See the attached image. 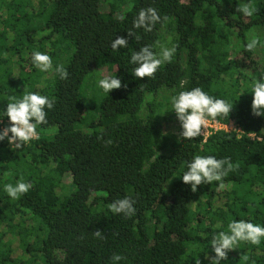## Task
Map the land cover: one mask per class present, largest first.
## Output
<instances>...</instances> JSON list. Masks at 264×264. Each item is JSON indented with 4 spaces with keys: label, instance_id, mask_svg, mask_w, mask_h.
Here are the masks:
<instances>
[{
    "label": "trees",
    "instance_id": "obj_1",
    "mask_svg": "<svg viewBox=\"0 0 264 264\" xmlns=\"http://www.w3.org/2000/svg\"><path fill=\"white\" fill-rule=\"evenodd\" d=\"M247 2L0 0V118L8 120L7 97L22 96L24 86L55 98L48 123L37 126L39 139L19 148L0 141V264H113V254L125 257L116 264H195L196 254L210 264L209 242L230 221L264 226V139L254 138H264V117L252 115L250 93L264 77V67L257 69L264 47L245 49L253 34L264 44V0H251L258 8L252 17L236 11ZM147 7L167 15V24L133 29ZM119 36L128 47L113 51ZM156 41L178 45L173 61L155 79H137L131 54ZM37 50L52 57L51 71L35 68ZM61 64L67 79L55 72ZM94 69L127 87L104 92L91 106L81 84ZM194 87L234 103L229 118L217 121L236 130L178 138L171 96ZM195 155L230 157L239 167L192 192L182 176ZM21 178L32 188L13 200L4 185ZM126 196L136 201L132 217L109 208ZM253 262L264 264V239L240 242L220 264Z\"/></svg>",
    "mask_w": 264,
    "mask_h": 264
},
{
    "label": "clouds",
    "instance_id": "obj_2",
    "mask_svg": "<svg viewBox=\"0 0 264 264\" xmlns=\"http://www.w3.org/2000/svg\"><path fill=\"white\" fill-rule=\"evenodd\" d=\"M236 11L242 13L244 17H252L258 11V8L249 0L247 3L239 4ZM120 19L123 20L124 16L122 15ZM169 19L167 15L161 17L154 7L141 8L133 19L132 27L133 29L152 32L157 24L163 27ZM128 36L134 37L137 41L141 39L140 35L132 30L128 31ZM127 47L128 39L123 36L116 37L111 43L113 51ZM177 47L176 44L169 47L167 42L160 41L140 47L138 51L132 52L130 57V63L136 65L132 69V75L137 79H155L157 71L165 64L173 61ZM258 47H264V44H262L259 36L253 34L245 49L254 52ZM31 60L40 72H49L53 69V59L47 53L38 50L33 51ZM55 72L59 74L61 79L68 78V72L62 64L55 67ZM98 86L106 93L127 87L126 84H122L121 79L111 75H106L100 79ZM250 93L252 94V115L264 117V77L252 82ZM7 100L5 111L9 125L0 130V141L7 139L8 143L15 144L19 148L34 139H39L37 126L48 123L46 109L51 110L54 107L55 98H49L36 91H27L24 86L22 96H8ZM171 105L181 126V131L177 134L178 138L186 140H193L204 135L210 123L209 118H211V121L218 122V117L229 118L234 109V103L209 95L201 87L181 90L172 95ZM232 130L236 129L233 128ZM98 138L102 139V136ZM254 138L255 140L264 139L261 137ZM105 144H112V140L105 141ZM238 167V164L234 165L231 162L230 157L218 159L214 155H195L187 163V171L183 173L182 181L184 184L190 185L192 192H196L198 186L208 185L214 181H222L230 171ZM224 187L223 183L219 184L220 189ZM31 188L32 184L25 182L23 178L15 184L6 183L4 185V191L13 200L19 199L28 193ZM135 202L134 199L126 196L110 203L109 208L114 214L122 213L126 217H132L136 213ZM94 235L101 239L104 238L100 230L95 231ZM262 239H264V226L246 220H232L227 225V231H220L212 236L209 244L215 255L206 258L210 259V264H220L221 261L228 259L229 251L238 248L240 242L258 246ZM242 258L245 262L249 260L247 255H243ZM122 259H125V257L120 254H113L111 257L113 264ZM193 260L195 264H201L197 254L193 256Z\"/></svg>",
    "mask_w": 264,
    "mask_h": 264
},
{
    "label": "rangeland",
    "instance_id": "obj_3",
    "mask_svg": "<svg viewBox=\"0 0 264 264\" xmlns=\"http://www.w3.org/2000/svg\"><path fill=\"white\" fill-rule=\"evenodd\" d=\"M117 5H118V2H116ZM130 2H127V4H129ZM128 5H123L120 7V10H125V8L127 7ZM117 13H120L117 12ZM261 52H259L260 54ZM256 58V56H255ZM263 67L261 64L258 65L257 69L261 71L263 70ZM100 74V71H96L95 69L94 70H91L89 71V73L87 74L85 80L83 81V83L81 84V91H83L82 93H84L85 95V88L87 89L88 91V97L90 99V104L91 106L94 105L96 102L97 104H99L100 102V99L102 98V94L104 93V91L98 86V82L100 79H102V77L99 75ZM85 101H86V98H85ZM175 126V122H171V128ZM175 128V127H174ZM51 131H54L53 128H51Z\"/></svg>",
    "mask_w": 264,
    "mask_h": 264
},
{
    "label": "built area",
    "instance_id": "obj_4",
    "mask_svg": "<svg viewBox=\"0 0 264 264\" xmlns=\"http://www.w3.org/2000/svg\"><path fill=\"white\" fill-rule=\"evenodd\" d=\"M209 121H210L209 126H208L209 129L212 128L213 130H217V129L231 130V129L234 128L232 126V123L221 124L219 122L211 121L210 119H209ZM8 125H9V121L8 120H3L2 118H0V129L1 130L3 129V127L8 126ZM208 128H207L206 132L209 130Z\"/></svg>",
    "mask_w": 264,
    "mask_h": 264
}]
</instances>
